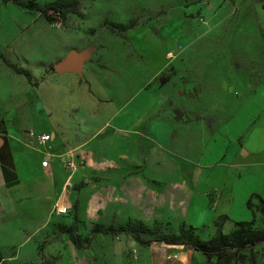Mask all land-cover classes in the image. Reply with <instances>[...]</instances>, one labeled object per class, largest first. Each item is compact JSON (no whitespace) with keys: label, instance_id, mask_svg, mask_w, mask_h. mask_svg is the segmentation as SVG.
<instances>
[{"label":"rangeland","instance_id":"obj_1","mask_svg":"<svg viewBox=\"0 0 264 264\" xmlns=\"http://www.w3.org/2000/svg\"><path fill=\"white\" fill-rule=\"evenodd\" d=\"M78 2L79 13L48 22L38 12L0 0V52L32 77L28 81L15 73L0 57V131L16 128L25 138L29 130L55 132L57 166L64 172L63 177L57 174V197L65 184L87 183L70 193L73 201L83 203L81 216L74 220L73 212L58 216L53 210L46 230L67 251L60 238L68 243L70 239L62 228L71 227L84 237L98 223L118 226L140 219L148 226L159 225L163 232H177L171 221H151L149 207L142 206L136 214L126 203L133 202L132 190H228L232 172L219 165L228 143L241 146L253 135L262 136L264 0ZM143 89L155 96L157 111L140 131L117 132L112 124L115 112ZM142 103L132 122L156 105L152 99ZM156 120L165 127L162 142L149 131ZM48 124H55L57 131ZM40 125L44 129L35 128ZM4 138L0 134L1 144ZM67 152L88 170H68L63 163ZM196 167L201 168L199 179ZM207 204L212 207L210 192ZM252 204L264 207V196ZM208 205L192 213L201 239L216 230ZM92 207L95 215L90 218ZM254 209V226L262 227L261 214ZM141 210L146 220L140 218ZM233 221L223 219L222 231H230ZM94 237L95 250L104 252V264H137L135 254L118 252L131 237ZM36 242L39 247L40 239ZM176 248L188 254L180 261L179 252H167L172 264H207L200 252ZM239 254L242 258L230 264H264L263 243ZM210 264H216L215 259Z\"/></svg>","mask_w":264,"mask_h":264},{"label":"crops","instance_id":"obj_2","mask_svg":"<svg viewBox=\"0 0 264 264\" xmlns=\"http://www.w3.org/2000/svg\"><path fill=\"white\" fill-rule=\"evenodd\" d=\"M149 99H152L156 104L154 108L149 110L150 113L148 112L147 115L142 114L143 116L139 120L132 122L131 117L135 116L142 108V100ZM158 106L159 103L155 102V96L152 93L146 89L140 90L117 109L112 120L113 128L122 134L136 133L143 128L147 118L157 111ZM171 126L175 127V122L171 123ZM36 127L44 129V126L41 125ZM47 127L57 131L55 124H48ZM164 128L163 122L158 120L149 125V131L159 142H162L160 136ZM259 129L262 132L261 137L259 135L255 138L253 135L251 142L247 141L241 146L229 142L230 148L220 158L219 165L226 166L232 172L228 190H191L189 187H184L182 190H132L133 202L128 201L126 205L133 206L136 214L142 206L149 207L151 221L155 218L159 221H171L177 228L181 223L193 225L192 213L209 204V201L207 204V192H210L213 199L212 207L210 208L209 205L207 207L208 211H213V214L209 212L210 219L214 220L219 215H226L231 221L252 219V213L246 205L247 199L252 193L264 196V114L261 117ZM35 131L50 134L49 145L52 152L56 154L57 135L55 132ZM171 131L173 132V130ZM167 133L169 137L171 134L169 129ZM0 134L5 137L3 144L0 142V255L2 260L12 264H23L29 261L39 262V264H46L45 262L52 264H104L102 260L104 252L95 250L94 236L91 243L81 249L77 248L71 240L68 243L64 237H61L60 239H63L67 245V251L60 245L57 236L49 237L46 231L53 210L58 216H68L71 212L74 214V202L77 199L73 201L70 195L71 190H83L82 188L87 183L80 180L73 186L65 184L57 197V174L64 176V172L57 166V158L49 167L43 168L40 164V149L43 146L36 145L27 136L25 138L16 128L9 127L4 131L1 130ZM67 154L68 152L63 155ZM78 169L79 173H84L88 170V165H84L83 162L78 166ZM200 170V167L195 170L196 178L199 177ZM226 178L224 179L226 180ZM81 181L86 184L75 189V184ZM146 197L149 199L146 200ZM61 205L68 206L67 214L56 213L55 208ZM77 205L78 218L84 209L82 202ZM90 212V218H93L95 208L92 207ZM140 214V218L147 219L145 211L141 210ZM97 236H101V234ZM38 238L40 242L44 241L45 245L40 253L36 242ZM172 246L187 249L182 245L159 242L141 246L129 238L125 244L118 247V252L122 254L124 250H127L128 253L130 251L135 254L137 264H172L173 260H167V252L175 251L180 253V261H182L188 251ZM94 252L100 257L96 258ZM168 258L171 259V256Z\"/></svg>","mask_w":264,"mask_h":264},{"label":"trees","instance_id":"obj_3","mask_svg":"<svg viewBox=\"0 0 264 264\" xmlns=\"http://www.w3.org/2000/svg\"><path fill=\"white\" fill-rule=\"evenodd\" d=\"M5 3H13L24 11L29 13L38 12L48 22L64 21L68 14L79 13L78 0L50 1L39 2L37 0H2ZM264 7V3H263ZM2 60L17 74L23 75L28 81L32 79L28 70L17 66L15 63L8 62L0 52ZM176 111V110H175ZM176 115V114H175ZM203 118V117H202ZM195 119H200L195 116ZM174 131L172 132V135ZM86 183L81 181L75 184V189H79ZM263 196L252 193L247 199L246 205L252 213V219L248 221H233L234 226L228 232L222 231L223 219L229 220L226 215H219L214 219L213 225L215 233L209 239H201L197 227L190 224L181 223L177 232H163L159 225L153 224L148 226L140 219H128L124 224L115 226L114 224L103 225L95 224L89 230V233L81 237L75 234L71 227L62 228L61 231L66 233L69 239L77 248H86L92 241L93 236L109 235L130 236L137 244L141 246L150 245L153 242L163 244H178L185 248L193 249L205 256V261L210 264L215 259L216 264H230L232 261L240 260L239 252L242 250L252 249L254 246L264 244V207L252 204L254 198L261 200ZM77 200L74 202V220H77ZM261 214L262 227H255L256 210ZM44 241L39 246V253ZM0 264H12L2 260L0 255ZM24 264V263H23Z\"/></svg>","mask_w":264,"mask_h":264},{"label":"built area","instance_id":"obj_4","mask_svg":"<svg viewBox=\"0 0 264 264\" xmlns=\"http://www.w3.org/2000/svg\"><path fill=\"white\" fill-rule=\"evenodd\" d=\"M27 137L32 140L36 145L43 146L41 151V161L40 164L43 168H47L55 161L57 158V155L54 154L51 150V146L49 145V141L51 139V136L49 133L45 132H37L35 130H29L27 132ZM66 156V159L64 160V164L68 170L76 169L79 165L83 163L82 160H76L69 152ZM68 206L67 205H61L57 206L55 208V211L57 214H67L68 213Z\"/></svg>","mask_w":264,"mask_h":264},{"label":"water","instance_id":"obj_5","mask_svg":"<svg viewBox=\"0 0 264 264\" xmlns=\"http://www.w3.org/2000/svg\"><path fill=\"white\" fill-rule=\"evenodd\" d=\"M57 68H61L60 66H56Z\"/></svg>","mask_w":264,"mask_h":264}]
</instances>
